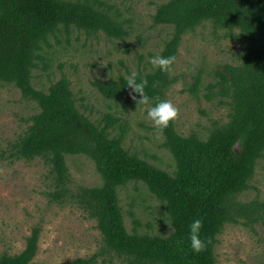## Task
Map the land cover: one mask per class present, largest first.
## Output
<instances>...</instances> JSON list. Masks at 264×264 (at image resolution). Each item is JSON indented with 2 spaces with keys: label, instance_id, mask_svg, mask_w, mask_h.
Here are the masks:
<instances>
[{
  "label": "trees",
  "instance_id": "16d2710c",
  "mask_svg": "<svg viewBox=\"0 0 264 264\" xmlns=\"http://www.w3.org/2000/svg\"><path fill=\"white\" fill-rule=\"evenodd\" d=\"M151 21L152 27L170 28L158 53L172 54L175 61L172 72L165 73L139 56L136 72L147 78L149 97L167 99L183 76L174 71L184 36L209 28L215 42L235 44L229 60L191 74L184 88L196 98L205 90L207 100L218 99L228 109L226 120L188 134L177 129L174 119L159 128L161 145L172 159L170 169L125 143L129 125L118 108L123 105L126 111L133 99L123 78L131 69L93 82L103 99L114 104L98 117L83 97L77 98L68 75H53L56 49H69L81 33L85 43L103 35L114 44L123 42L127 52L131 18L111 0H0V85L19 89L38 109L10 143L11 155L27 162L41 159L48 168L49 202L78 208L95 221L101 235L99 250L67 264H114V258L122 264H217L215 247L227 224H243L254 232L255 225H264V200L258 195L241 198L264 158V0H165ZM63 65L59 61V70ZM81 155L94 163L100 176L96 184L73 179L67 157ZM130 184L160 201L166 214L159 220L162 227L149 221L143 229L139 216L123 209L119 193ZM197 216L205 246L193 251L188 223ZM40 235L35 226L25 248L2 253L0 264H30Z\"/></svg>",
  "mask_w": 264,
  "mask_h": 264
},
{
  "label": "rangeland",
  "instance_id": "374dc122",
  "mask_svg": "<svg viewBox=\"0 0 264 264\" xmlns=\"http://www.w3.org/2000/svg\"><path fill=\"white\" fill-rule=\"evenodd\" d=\"M163 1L111 0L125 17L132 19L130 36L125 41L129 47L127 52L123 51V42L114 44L103 35L98 42L89 37L85 43L87 37L84 33L80 34L79 41L72 38L69 49H56L53 75L59 76L63 72L69 76L77 98L83 97L82 103L94 117H98L109 105L114 107V104L103 99L93 82H105L112 75L125 73L128 68L136 71L139 56L143 55L147 60L153 56L150 53L157 54L162 40L168 37L170 28L151 26V15L157 4ZM234 45L232 42H217V39L215 42L209 28H199L193 34L184 36L174 71L183 73V76L167 93V99L178 110L174 120L182 134L192 130L202 131L215 120H226L228 109L220 105L218 99L207 100L203 95L205 90L196 98L184 88L191 83V74L229 60V50ZM59 61L64 64L62 70H59ZM44 83L48 84L46 79ZM146 108L147 105H136L133 99L128 101L126 111L123 105L119 106L123 120L129 125L125 143L142 157L170 169L172 159L161 145L163 135L147 117ZM37 110L34 102L21 97L19 89L12 85H0V255L22 251L32 229L39 226L38 252L30 264H67L99 250L101 235L95 221L88 219L78 208L49 202L46 194L49 190L48 168L41 159L27 162L11 155L10 143L25 131L29 124L26 120ZM67 160L76 183L93 185L100 181L90 159L81 155L68 156ZM251 184L252 187L241 198L258 195L264 200V158L258 162ZM135 188L130 184L120 190L123 209H132L141 219L143 229H148L146 223L149 221L159 229L164 225L159 220L166 217L163 206L144 187ZM126 217L127 226L132 227L130 217ZM255 231L243 224H227L215 247L217 264H264V225H255ZM113 260L114 264H122L117 258Z\"/></svg>",
  "mask_w": 264,
  "mask_h": 264
},
{
  "label": "clouds",
  "instance_id": "9594fccd",
  "mask_svg": "<svg viewBox=\"0 0 264 264\" xmlns=\"http://www.w3.org/2000/svg\"><path fill=\"white\" fill-rule=\"evenodd\" d=\"M149 63L153 67H159L161 72L171 73L173 70V63L175 56L169 54L167 56L160 55L159 53L148 57ZM124 81L130 89V95L136 101V105H147L146 115L151 119L154 125L159 128L166 127L170 120H173L177 115V108L169 99L156 97H149L145 92V85L148 83L144 75L136 71H131L126 74ZM139 93V97L136 96ZM150 103V101H153ZM202 219L194 217L188 223V241L189 247L193 251H200L205 246V241L201 236Z\"/></svg>",
  "mask_w": 264,
  "mask_h": 264
}]
</instances>
